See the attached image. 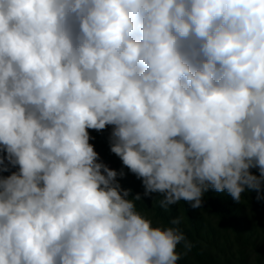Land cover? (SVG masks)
<instances>
[{"label": "clouds", "instance_id": "clouds-1", "mask_svg": "<svg viewBox=\"0 0 264 264\" xmlns=\"http://www.w3.org/2000/svg\"><path fill=\"white\" fill-rule=\"evenodd\" d=\"M160 206L264 181V0H0V264H178ZM257 169L259 176L252 174ZM183 244L184 251H178Z\"/></svg>", "mask_w": 264, "mask_h": 264}, {"label": "trees", "instance_id": "trees-1", "mask_svg": "<svg viewBox=\"0 0 264 264\" xmlns=\"http://www.w3.org/2000/svg\"><path fill=\"white\" fill-rule=\"evenodd\" d=\"M139 181L140 178L136 179L132 176L121 179L120 183L121 187L133 189L134 184ZM139 184L144 188L141 182ZM248 192L252 196L256 195L254 190ZM260 196L262 197L260 201L264 203L263 185ZM131 197L134 196L130 193L129 198ZM144 197L153 202V216L164 226H173L170 222L176 218L175 210L172 206L167 210L160 206L163 194L154 192ZM243 200L246 201L245 198ZM177 206L185 223L184 225L181 222L178 227L192 245L191 251L187 256L182 257L178 264H264L263 226L259 229L256 227L258 224L255 223L253 227L244 216V204L235 202L227 191L216 192L209 189L204 194L203 206L214 220L212 225L205 224V220L198 215L195 208L191 207L190 202L181 200ZM136 209L144 210L145 202L137 201ZM261 210L264 211V207ZM178 251H184L183 244L178 246Z\"/></svg>", "mask_w": 264, "mask_h": 264}, {"label": "rangeland", "instance_id": "rangeland-1", "mask_svg": "<svg viewBox=\"0 0 264 264\" xmlns=\"http://www.w3.org/2000/svg\"><path fill=\"white\" fill-rule=\"evenodd\" d=\"M111 130H112V126H107L104 130L101 131L89 129L88 130L89 134L92 137L89 143L94 146V151H96L99 154L100 159L98 162H102L106 164L109 168L116 170L117 172L121 170L124 171L125 175L123 177L118 176L117 178V181L121 186L120 183L121 179L132 176L137 179V177H135V174L131 173V171L126 166L123 165L122 160L117 155L111 152L110 141H109ZM16 170H17L16 168H13L10 169L9 172L0 173V175L8 176L11 174V171H16ZM250 171L252 172V174L259 176V172L257 169H251ZM140 182L142 183V179L141 181H139V183ZM139 183H135L133 189L125 187L131 190L130 191L131 195L135 196L139 194L141 196V200L145 202V209L140 211L137 210V211L141 212L146 218L152 220L154 226H164L158 218H155L153 216V211H152L153 202L151 200H147L144 197L145 189ZM261 185L264 186V181L261 182ZM121 188L125 189L124 187ZM254 191L256 194L254 196H252V194L248 192V190L242 193V202H240V204H244V216L248 219V222L253 224L252 225L253 227L255 226V223H257L258 226L256 227L260 229L262 226L264 228V211L261 210V208L264 207L263 205L264 203L256 199L258 193L256 190ZM259 195H260V191H259ZM243 198H245L246 201H244ZM171 206L175 210L176 218L179 217L181 219V222L185 225L184 217L182 216L181 211L177 206V204H173ZM195 209L198 215L202 217L203 220H205V224H210V225L214 224V220L209 216V213L203 206V203L200 208H195Z\"/></svg>", "mask_w": 264, "mask_h": 264}]
</instances>
